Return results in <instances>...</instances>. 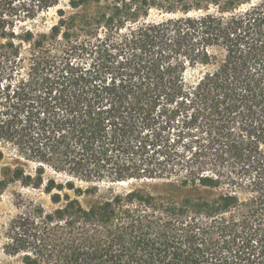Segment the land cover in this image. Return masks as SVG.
<instances>
[{"label": "trees", "instance_id": "obj_1", "mask_svg": "<svg viewBox=\"0 0 264 264\" xmlns=\"http://www.w3.org/2000/svg\"><path fill=\"white\" fill-rule=\"evenodd\" d=\"M63 1L0 0V141L38 165H4L0 190L19 181L55 205L24 203L6 254L264 264V0ZM173 128L192 137L181 152ZM123 181L138 185L100 186Z\"/></svg>", "mask_w": 264, "mask_h": 264}, {"label": "rangeland", "instance_id": "obj_2", "mask_svg": "<svg viewBox=\"0 0 264 264\" xmlns=\"http://www.w3.org/2000/svg\"><path fill=\"white\" fill-rule=\"evenodd\" d=\"M69 0H64L62 6L67 10H70L69 6H67ZM170 15L166 13H161V11L152 9L150 15L148 17L149 20H160L164 18H168ZM57 21L56 9H51L50 11L43 13L41 17H39L36 21L32 22L30 25L34 27L35 31L38 33L48 32L50 27ZM205 71L204 67H198L195 69H189L187 72V78L190 81L196 80L199 76H201ZM179 129L181 128H173L168 129L167 134L171 138V141L174 142L179 141L175 146L174 150L178 149L179 152L186 145L185 143L188 140H191L192 137L182 138L184 140H178L181 136L179 133ZM196 137H193L195 139ZM196 145V144H195ZM196 148V147H195ZM0 151L4 153V158L0 161V170L4 165H22L28 173H35L36 167L38 166L36 163L32 161H28L21 157L16 148L3 141H0ZM195 152L186 150L185 154L190 155ZM50 176L56 177L59 180L63 179H71L70 177H65L59 174L54 173L51 170H48L45 177L48 178ZM1 177V174H0ZM77 186L85 187L88 186L87 183L76 180ZM138 185L134 181H123L117 183H101L103 191H107V189L111 186L116 192H122L131 189L133 186ZM241 196L245 197V194ZM29 201H33L35 203H41L47 210H51L55 207V205L51 202L50 196L45 194L42 189H37L34 187L24 186L21 182L16 181L9 183L4 190H0V264H21L18 256H10L6 254L4 250V245L7 241L6 231L8 226L13 218H15L19 213H21L23 204Z\"/></svg>", "mask_w": 264, "mask_h": 264}]
</instances>
